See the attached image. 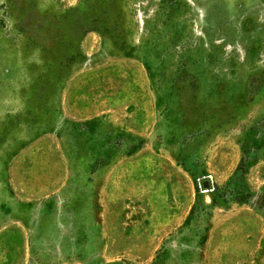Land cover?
<instances>
[{
    "label": "rangeland",
    "instance_id": "1",
    "mask_svg": "<svg viewBox=\"0 0 264 264\" xmlns=\"http://www.w3.org/2000/svg\"><path fill=\"white\" fill-rule=\"evenodd\" d=\"M0 264H264V0H0Z\"/></svg>",
    "mask_w": 264,
    "mask_h": 264
}]
</instances>
